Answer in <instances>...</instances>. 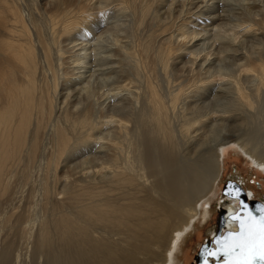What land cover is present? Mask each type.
I'll return each mask as SVG.
<instances>
[{"label": "bare ground", "instance_id": "obj_1", "mask_svg": "<svg viewBox=\"0 0 264 264\" xmlns=\"http://www.w3.org/2000/svg\"><path fill=\"white\" fill-rule=\"evenodd\" d=\"M230 146L264 169V0H0V264H183Z\"/></svg>", "mask_w": 264, "mask_h": 264}, {"label": "snow or ice", "instance_id": "obj_2", "mask_svg": "<svg viewBox=\"0 0 264 264\" xmlns=\"http://www.w3.org/2000/svg\"><path fill=\"white\" fill-rule=\"evenodd\" d=\"M228 195L239 199L240 190L229 185ZM242 214H230L229 219L238 224V231H228L215 240V249H205L209 257L224 256V264H264V207L255 216L243 201H239ZM204 264H208L207 259Z\"/></svg>", "mask_w": 264, "mask_h": 264}, {"label": "rangeland", "instance_id": "obj_3", "mask_svg": "<svg viewBox=\"0 0 264 264\" xmlns=\"http://www.w3.org/2000/svg\"><path fill=\"white\" fill-rule=\"evenodd\" d=\"M223 166L225 171L224 178L222 182L217 185L216 191L210 199V204L208 203L206 205L207 207L209 205L212 206L214 210L213 216L208 219L207 224L199 226V229L188 237L186 244L182 246L183 251L180 258H183L181 262L183 264H196L198 252L209 237V230L211 231L216 226L218 211H215L218 209L219 204H221L220 200H222V198H220L219 195L224 187L231 185V182L237 181V183H239L240 181L242 187L247 189V191H253L257 195L264 193V169L253 166L235 146L228 147L225 153ZM28 263L36 264V262L31 259L26 260L24 264Z\"/></svg>", "mask_w": 264, "mask_h": 264}, {"label": "water", "instance_id": "obj_4", "mask_svg": "<svg viewBox=\"0 0 264 264\" xmlns=\"http://www.w3.org/2000/svg\"><path fill=\"white\" fill-rule=\"evenodd\" d=\"M231 186H232L233 189H239L240 190L239 199L238 200L237 199H233L232 196L228 195L229 186L223 188V190L221 192L222 193V197L229 198L231 200L243 201V203L247 205L249 211H251L250 208H249L250 204L256 205L257 207L254 209V211H251V212L253 213V215L259 216L260 213H259L258 209L261 208V207H264V203L261 202V201H258V200L249 202L248 198H247V192L243 189L241 184H239L237 182H231ZM238 212H239V214H242L241 213V209ZM225 219H226L225 213L221 212L219 217H218V219H217V223H216V226H215L216 233L213 234V229L211 230V232H210L211 234H209V237L206 239L207 240L206 243H204L201 246V249L198 252V255L196 257V264H204L206 259L208 261V264H224V259L225 258H224V256L222 254L217 256V257H209V256L206 255L205 249H209V250L215 249V247H216L215 240L220 238V237H222V236H224V235H226V233L228 231H226L223 234L224 227H226Z\"/></svg>", "mask_w": 264, "mask_h": 264}, {"label": "flooded vegetation", "instance_id": "obj_5", "mask_svg": "<svg viewBox=\"0 0 264 264\" xmlns=\"http://www.w3.org/2000/svg\"><path fill=\"white\" fill-rule=\"evenodd\" d=\"M245 189V188H244ZM245 191L247 192V196H249V194H248V191H247V189H245ZM250 193H251V191H250ZM255 195H256V197L255 196H252L251 198H249V197H247L248 198V201L249 202H252V201H256V200H258V201H261V202H263L264 203V193H262V194H259V195H257L256 193H255ZM230 200V201H229ZM221 201V205L222 204H229L230 202H232V200L231 199H228V200H225V201H223V200H220ZM220 205V204H219ZM221 207H223V206H221ZM257 206L256 205H253V204H250L249 205V208H250V210L251 211H254V209L256 208ZM218 210V214H217V216L219 217V215H220V208H218L217 209ZM238 211H240V209L238 210ZM237 211V212H238ZM229 215V214H228ZM228 215H226V216H228ZM230 216V215H229ZM217 217V218H218ZM229 218V217H228Z\"/></svg>", "mask_w": 264, "mask_h": 264}]
</instances>
